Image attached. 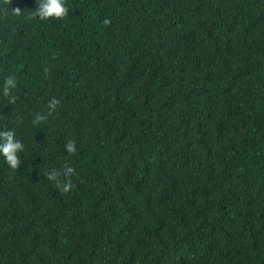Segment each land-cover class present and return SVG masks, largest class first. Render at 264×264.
<instances>
[{"label": "trees", "instance_id": "obj_1", "mask_svg": "<svg viewBox=\"0 0 264 264\" xmlns=\"http://www.w3.org/2000/svg\"><path fill=\"white\" fill-rule=\"evenodd\" d=\"M65 2L0 0V264H264V0Z\"/></svg>", "mask_w": 264, "mask_h": 264}, {"label": "clouds", "instance_id": "obj_2", "mask_svg": "<svg viewBox=\"0 0 264 264\" xmlns=\"http://www.w3.org/2000/svg\"><path fill=\"white\" fill-rule=\"evenodd\" d=\"M38 7L35 10V15L40 20H49L56 19L61 20L69 14V8L66 5L65 0H37ZM19 11V9H16ZM105 24H108L109 21L105 20ZM17 87V81L13 76H8L4 80L2 95L8 98L10 101L13 99L12 92ZM59 102L56 100L52 101L50 107H55ZM40 119H43L41 115L36 116L35 123ZM23 144L21 141L15 138V132L12 130L0 131V157L4 158L5 163L12 170L18 169V166L21 163L19 158V153L23 151ZM67 153L75 154L77 149L74 142H68L65 146ZM73 172L72 168H68L65 172V176L70 177ZM59 173L56 170H53L49 175L48 179L52 181H57V186L62 189L64 192H68L72 187L70 182H65L61 184L59 182Z\"/></svg>", "mask_w": 264, "mask_h": 264}]
</instances>
